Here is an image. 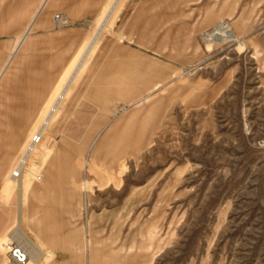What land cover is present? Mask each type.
Masks as SVG:
<instances>
[{
  "label": "rangeland",
  "instance_id": "1",
  "mask_svg": "<svg viewBox=\"0 0 264 264\" xmlns=\"http://www.w3.org/2000/svg\"><path fill=\"white\" fill-rule=\"evenodd\" d=\"M44 1L56 45L0 0V264H264V0Z\"/></svg>",
  "mask_w": 264,
  "mask_h": 264
},
{
  "label": "crops",
  "instance_id": "2",
  "mask_svg": "<svg viewBox=\"0 0 264 264\" xmlns=\"http://www.w3.org/2000/svg\"><path fill=\"white\" fill-rule=\"evenodd\" d=\"M44 0H42V2H41V4L37 7V9H36V11H34L32 14H31V16H32V18H31V21L28 23V25L26 26V30H27V32L30 30V28H34V29H36V31H41V33L42 34H45V36H42V37H46V39L47 40H49L53 45L55 44H57L58 43V39H57V34H56V32H54V27L52 28V16L51 15H49V14H47L48 13V11H46V14H45V16L44 17H41L40 15H41V12H42V10H43V8H44ZM47 2V1H46ZM107 3H108V0H107V2H106V4H105V6H104V8H103V10L105 9V7H106V5H107ZM103 10H102V12H103ZM101 12V13H102ZM101 15V14H100ZM51 16V17H50ZM30 18H29V20H30ZM28 20V21H29ZM70 26V25H69ZM68 27V26H67ZM93 31H92V33H91V35L89 36V38L82 44V46L79 48V50L76 52V54L74 55V57L72 58V60L70 61V63L68 64V66L66 67V69L65 70H67L69 67H70V65L72 64V62H73V60H74V58L79 54V52H80V50L81 49H83L84 48V46L85 45H87V43L91 40V37H92V35H93ZM131 55H132V53H131ZM121 58L123 59V55L121 56ZM64 70V71H65ZM63 74H64V72L62 73V75H61V77H60V79L62 78V76H63ZM60 79H59V81L57 82V84L55 85V87H54V89L56 88V86L59 84V82H60ZM52 83V81L51 80H46V81H44V84H46V85H49V84H51ZM54 91V90H53ZM52 91V92H53ZM71 91L72 90H69L68 91V95L71 93ZM52 94V93H51ZM65 94L66 93H64L63 94V98L65 97ZM21 97H22V99H26V92L24 93H21ZM68 95H67V97H68ZM50 97V96H49ZM66 97V98H67ZM48 101V100H47ZM46 101V102H47ZM44 107V106H43Z\"/></svg>",
  "mask_w": 264,
  "mask_h": 264
},
{
  "label": "built area",
  "instance_id": "3",
  "mask_svg": "<svg viewBox=\"0 0 264 264\" xmlns=\"http://www.w3.org/2000/svg\"><path fill=\"white\" fill-rule=\"evenodd\" d=\"M53 19L59 27H65L69 24L67 18L61 14H56ZM3 246L8 264H26L28 262L26 252L16 242L8 240Z\"/></svg>",
  "mask_w": 264,
  "mask_h": 264
},
{
  "label": "bare ground",
  "instance_id": "4",
  "mask_svg": "<svg viewBox=\"0 0 264 264\" xmlns=\"http://www.w3.org/2000/svg\"><path fill=\"white\" fill-rule=\"evenodd\" d=\"M26 264H28V262Z\"/></svg>",
  "mask_w": 264,
  "mask_h": 264
}]
</instances>
